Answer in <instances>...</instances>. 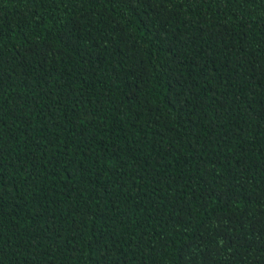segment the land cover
Masks as SVG:
<instances>
[{
    "label": "trees",
    "instance_id": "trees-1",
    "mask_svg": "<svg viewBox=\"0 0 264 264\" xmlns=\"http://www.w3.org/2000/svg\"><path fill=\"white\" fill-rule=\"evenodd\" d=\"M0 264H264V0H0Z\"/></svg>",
    "mask_w": 264,
    "mask_h": 264
}]
</instances>
